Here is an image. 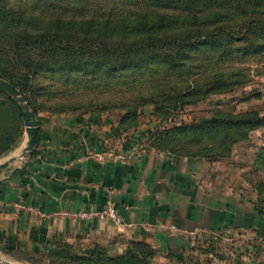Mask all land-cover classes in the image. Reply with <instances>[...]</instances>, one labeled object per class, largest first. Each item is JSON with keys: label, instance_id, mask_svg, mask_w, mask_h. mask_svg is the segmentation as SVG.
Returning <instances> with one entry per match:
<instances>
[{"label": "rangeland", "instance_id": "374dc122", "mask_svg": "<svg viewBox=\"0 0 264 264\" xmlns=\"http://www.w3.org/2000/svg\"><path fill=\"white\" fill-rule=\"evenodd\" d=\"M215 9L218 13L230 11L228 7L207 6L196 21L194 13L173 9L168 29L152 35L121 30L107 38L105 31L86 32L82 36L88 34L89 46L78 51L81 59L77 64H81L82 72L70 73L64 62L56 64L53 71H42L30 81L27 97L13 82L2 76L0 79L15 86L32 110H37L39 121L45 116L99 114L126 132L140 127L162 131L160 142L169 150L214 162L223 184L236 190V199L264 213V125L248 128L226 121L257 113L264 116V41L255 22H264V0L248 6L253 13L242 18V24L239 18L212 14ZM177 15L187 17H174ZM225 26V31L212 33ZM199 30L204 32V45L170 44L178 36ZM251 30L257 31L258 38ZM224 33L221 41L213 38ZM230 36L250 39L235 42ZM146 38L152 39L151 46H142ZM27 140L24 125L17 146L0 156V164L15 159L0 171V177L24 164ZM131 241L119 250L110 241L48 240L45 236L40 246L32 249H0V264H94L90 260H97L100 253L108 257L124 254ZM149 244L154 254L147 264H169ZM205 247L207 253L218 256V240ZM255 247L259 253L263 246Z\"/></svg>", "mask_w": 264, "mask_h": 264}, {"label": "crops", "instance_id": "0c3cea01", "mask_svg": "<svg viewBox=\"0 0 264 264\" xmlns=\"http://www.w3.org/2000/svg\"><path fill=\"white\" fill-rule=\"evenodd\" d=\"M45 117L33 154L0 177L1 233L28 249L40 246L44 229L48 240L110 241L119 250L129 240H144L169 264H264V213L236 199L215 172L217 164L150 144L140 155L132 145L148 141L150 128L122 134L117 122L99 114ZM105 147L126 159L101 166L88 155ZM109 200L126 226L61 213L101 208ZM217 240L213 256L205 246Z\"/></svg>", "mask_w": 264, "mask_h": 264}, {"label": "trees", "instance_id": "16d2710c", "mask_svg": "<svg viewBox=\"0 0 264 264\" xmlns=\"http://www.w3.org/2000/svg\"><path fill=\"white\" fill-rule=\"evenodd\" d=\"M255 0H0V76L13 82L26 95L30 81L42 71H53L56 64L64 62L70 73L82 72L79 49H86V32L105 31L113 37L118 31H132L141 35H152L159 29L166 30L172 23L173 9H182V14L194 13V19H201L207 6L228 7L230 11L212 14L222 18L233 16L251 17L248 6ZM184 5V8H183ZM209 10V8H208ZM210 15V14H207ZM186 18L187 16H174ZM209 18V16H206ZM260 25L264 41V22L255 20ZM226 27L218 30L225 31ZM254 33L258 38L257 31ZM204 32H190L183 37L178 36L170 44L178 46L204 45ZM233 34V32H230ZM224 34H214L213 38L222 40ZM234 35V34H233ZM242 38L230 40L241 41ZM221 38V39H220ZM142 46H151V38ZM90 40L89 42H91ZM104 41V39H103ZM251 41V40H249ZM96 46L95 43H92ZM113 44V43H112ZM106 45V44H104ZM86 46V47H85ZM91 47V46H90ZM89 47V48H90ZM131 50L135 47L131 46ZM130 50V51H131ZM36 114L38 113L35 109ZM38 115V114H37ZM253 114L241 119L226 118L230 124H245L248 128L264 125V116ZM23 117L14 100L0 92V156L14 149L20 142L24 130ZM130 131V130H129ZM127 134L124 128L119 129ZM156 132V131H155ZM149 132L148 142L151 146L175 156H187L169 150L160 142L159 132ZM41 242L45 240L44 229L41 230ZM0 243L4 249L13 251L22 247L18 237L0 232ZM154 254V248L147 242L131 241L130 248L122 255L108 257L100 253V257L90 261L94 264H147L148 258Z\"/></svg>", "mask_w": 264, "mask_h": 264}, {"label": "built area", "instance_id": "2783aa9c", "mask_svg": "<svg viewBox=\"0 0 264 264\" xmlns=\"http://www.w3.org/2000/svg\"><path fill=\"white\" fill-rule=\"evenodd\" d=\"M149 147L148 141L138 142L135 145H132V150L142 155L147 151ZM88 155L93 158L99 165L104 166L109 159L123 161L126 159V155L122 153H116L112 148L105 147L103 149H90ZM64 216H70L74 218H99L111 221L114 225L122 228L126 226L122 216L117 210L116 205L109 200L101 208H90L88 210L82 211H73L65 210L61 212Z\"/></svg>", "mask_w": 264, "mask_h": 264}, {"label": "water", "instance_id": "95a60500", "mask_svg": "<svg viewBox=\"0 0 264 264\" xmlns=\"http://www.w3.org/2000/svg\"><path fill=\"white\" fill-rule=\"evenodd\" d=\"M0 89L14 100L15 104L17 105L20 113L24 118L26 132L28 134V140L23 155L26 157H30L38 144L40 135V122L37 118V115L32 110V108L26 103L25 99L21 97L14 85L5 80L0 79ZM14 160V158H11L8 161L0 164V171L4 168H7L9 164Z\"/></svg>", "mask_w": 264, "mask_h": 264}, {"label": "bare ground", "instance_id": "6f19581e", "mask_svg": "<svg viewBox=\"0 0 264 264\" xmlns=\"http://www.w3.org/2000/svg\"><path fill=\"white\" fill-rule=\"evenodd\" d=\"M14 158V157H13Z\"/></svg>", "mask_w": 264, "mask_h": 264}]
</instances>
